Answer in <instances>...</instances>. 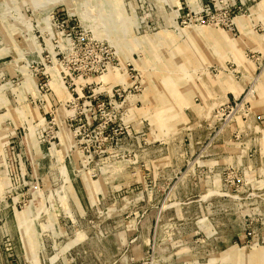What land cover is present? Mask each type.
<instances>
[{"label":"rangeland","instance_id":"1","mask_svg":"<svg viewBox=\"0 0 264 264\" xmlns=\"http://www.w3.org/2000/svg\"><path fill=\"white\" fill-rule=\"evenodd\" d=\"M0 264H264V0H0Z\"/></svg>","mask_w":264,"mask_h":264}]
</instances>
